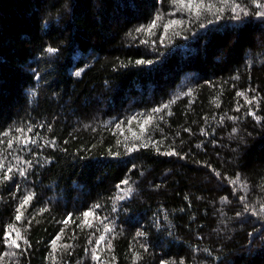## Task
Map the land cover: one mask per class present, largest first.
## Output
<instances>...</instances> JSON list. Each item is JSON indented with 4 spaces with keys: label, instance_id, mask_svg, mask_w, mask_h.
<instances>
[{
    "label": "trees",
    "instance_id": "obj_1",
    "mask_svg": "<svg viewBox=\"0 0 264 264\" xmlns=\"http://www.w3.org/2000/svg\"><path fill=\"white\" fill-rule=\"evenodd\" d=\"M203 2L0 0V264H264V8Z\"/></svg>",
    "mask_w": 264,
    "mask_h": 264
},
{
    "label": "snow or ice",
    "instance_id": "obj_2",
    "mask_svg": "<svg viewBox=\"0 0 264 264\" xmlns=\"http://www.w3.org/2000/svg\"><path fill=\"white\" fill-rule=\"evenodd\" d=\"M174 2L180 3L182 6H184V4H185V0H174ZM233 2H234V0H233ZM194 3H195V10H196V14L197 15L200 14V11H201L202 8L204 10H206V11H212L213 8L215 7L212 4L205 5L204 2H203V0H199V3H196L195 0H187V5L186 6L191 9L193 7V4ZM222 3L223 4H228L229 3V0H222ZM253 3H257V6L258 7L264 8V4H259L258 3V0H253ZM216 11L223 12L224 11V8L223 7L218 8V9H216ZM231 11L233 13H235V14L238 15L239 14V11H244V9H242L239 4H235V6L231 8ZM259 14L260 15H264V12H261ZM182 23L183 22L182 21H179V20H173V21L170 22L171 25L182 24ZM152 27H155V21L153 22ZM165 27H168V25H166ZM137 31H143V29H137ZM149 31H150V29H149ZM56 51L57 50L54 49V48H52V47L47 48V52L48 53H54ZM136 63H138V64L139 63H144V61H136ZM238 95H242V93H238ZM165 107H167V105H165ZM155 111H159V109H157ZM147 119L150 120L151 117H148ZM17 131H23V130L22 129H17ZM28 131H32V129L29 128ZM5 135H7V134L5 133ZM12 143H13V141L9 140L8 141V146L11 147L12 146ZM166 154L167 155H174L176 153L173 151V152H169V153H166ZM4 168H5V165L3 163H0V170H3ZM11 172H12V168L11 167H8L7 170L3 172V179H5V180L11 179V177L9 176V173H11ZM21 174L23 175V173H21ZM122 183L123 184H127L128 181H122ZM129 191H131V189H129ZM30 199H31V196L30 195L29 196H25L24 199H23V201H22L21 207H23L25 204H27ZM97 207H99V206H97ZM17 212H18V214L16 215L15 220L16 221H19L21 219V214L19 213V209L17 210ZM93 214L94 213H91V212H85V213H83V215L85 217H87L89 215H93ZM7 228L16 231V239H10V240H8L9 247L19 248L20 245L17 243V240L22 238L19 230H17L15 228V225H13L11 223L7 226ZM108 230L110 231V229H108ZM3 235H4L5 238H10L11 237V232L5 230L4 233H3ZM137 235H143V233H137ZM57 239H59V236H57ZM100 239L103 240V237H101ZM52 243L55 244L56 243V240H53ZM109 247H110V245H109ZM8 255H15V253L10 252V253H8ZM0 258H2V257H0ZM97 259H98V257H97Z\"/></svg>",
    "mask_w": 264,
    "mask_h": 264
},
{
    "label": "rangeland",
    "instance_id": "obj_3",
    "mask_svg": "<svg viewBox=\"0 0 264 264\" xmlns=\"http://www.w3.org/2000/svg\"><path fill=\"white\" fill-rule=\"evenodd\" d=\"M187 77H183L180 84L176 87V89L174 91H172V99H178L180 97H183L185 95H187L190 90H191V86L193 84H190L189 80L186 79ZM190 78V77H189ZM196 77H194L193 81H196ZM90 220V219H89ZM89 222V221H88Z\"/></svg>",
    "mask_w": 264,
    "mask_h": 264
}]
</instances>
